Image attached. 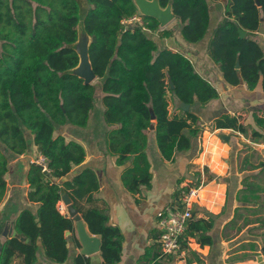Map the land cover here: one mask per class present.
I'll return each instance as SVG.
<instances>
[{
    "label": "trees",
    "instance_id": "1",
    "mask_svg": "<svg viewBox=\"0 0 264 264\" xmlns=\"http://www.w3.org/2000/svg\"><path fill=\"white\" fill-rule=\"evenodd\" d=\"M158 1L163 8L171 5L184 42L197 44L211 33L207 53L226 81L232 85L245 81L250 89L261 83L264 89V47L259 41L264 0H259L260 5L257 0H226L222 18L212 31V7L220 0ZM87 2L83 23L91 37L89 55L98 84L85 83L72 71L79 63L73 47L81 19L78 0H0V202L7 192L9 171V158L2 145L15 155L23 154L29 147L28 134L48 165V171H43L39 164H30L28 200L38 208H24L13 220L17 235L0 243V264H47L39 259L41 249L52 262H68L69 242L73 239L79 247L81 243L75 219L59 210L64 193L72 199L91 234L101 238L104 263L120 262V230L109 223L108 208L97 203L100 182L96 172L87 167L72 179L57 180L86 157L81 143L67 140L58 130L67 124L87 126L98 90L103 94L104 120L111 127L106 135L107 151L118 156L119 164L132 159L131 167L122 175L131 192L151 185L146 152L150 127L154 126L161 156L172 160L177 152L190 149L192 137L202 131L194 107L219 97L215 85L196 70L184 51L159 44V38L174 36L173 28L161 29L157 19L139 12L134 0ZM136 15L143 24H124V19ZM241 31H245L244 36ZM170 98L189 103L190 110L177 107L179 113L172 114ZM215 126L241 133L248 130L230 114L217 118ZM253 134L261 136L257 130ZM205 173L212 178L207 169ZM198 176L200 182L202 172ZM248 189L246 185L242 192ZM243 197L238 195L239 200ZM197 213L195 209L181 240L182 249H188V262L192 254L198 258L189 247L190 238L201 245L213 244L210 231L214 219L197 217ZM2 226L0 219V234ZM154 246L160 250V241ZM160 257L162 253L155 254L153 264H164ZM74 262L90 264L81 253Z\"/></svg>",
    "mask_w": 264,
    "mask_h": 264
},
{
    "label": "crops",
    "instance_id": "2",
    "mask_svg": "<svg viewBox=\"0 0 264 264\" xmlns=\"http://www.w3.org/2000/svg\"><path fill=\"white\" fill-rule=\"evenodd\" d=\"M219 18L222 16L213 17L212 14L211 31ZM210 34L197 44H188L179 35L178 40L179 47H183L196 70L215 85L219 97L204 106L194 107L200 116L202 131L192 137L190 149L177 152L172 160L161 156L154 129L148 131L146 152L152 173L149 187L143 185L138 191L131 192L125 186L122 175L131 167L132 159L119 164L118 156L107 151L106 135L111 127L104 120V106L100 113L104 130L99 123L93 127V109L88 126L82 127L87 132L81 130L82 134L78 137L66 136L61 132L67 140L81 143L86 150V157L80 165H74L66 177L57 180L62 182L72 179L87 167L96 172L100 182L96 193L97 203L108 208L109 223L119 228L122 238V257L117 264H153L154 255L161 253V248L159 250L154 246L159 240L156 237L160 235L158 219L161 213L179 197L180 187L189 184L190 180H198V172H202V169H207L212 178L205 173L207 178L194 210L198 211L197 217L214 219L215 224L210 231L213 244L201 245L194 238H190L189 247L198 254L200 261L192 254L193 259L188 262V252L183 257L162 255L158 260L164 264H264V89L261 83L250 89L245 81L232 85L225 80L218 65L207 53ZM259 41L264 47V34L259 33ZM96 79L99 82V77ZM170 99V112L179 113V101L173 105V99ZM225 114L237 116L248 127L247 133L228 127H216L215 120ZM258 118L262 122H258ZM255 130L261 136H255ZM33 148L39 153L34 144ZM24 154L20 155L23 157ZM28 158L29 156L28 164L24 165L22 172L8 171L6 174L7 192L0 202L2 231L5 225L13 224L22 209L38 208V204L28 200L30 187L27 172L35 157L30 160ZM19 179L24 185L22 195L14 192L17 189L15 186L21 184L18 183ZM245 184L249 189L242 192ZM238 195L244 196L243 200H239ZM62 202L58 204L59 210L66 213L60 209V205L64 206ZM4 238L6 237L1 232L0 243ZM69 245L70 259L62 264H75V257L81 253L82 247L73 239ZM152 247L154 248L151 253H146ZM85 256L90 264H105L101 250ZM39 259L47 264H61L47 259L43 249L39 251Z\"/></svg>",
    "mask_w": 264,
    "mask_h": 264
},
{
    "label": "water",
    "instance_id": "3",
    "mask_svg": "<svg viewBox=\"0 0 264 264\" xmlns=\"http://www.w3.org/2000/svg\"><path fill=\"white\" fill-rule=\"evenodd\" d=\"M257 3L258 5H260L259 0H257ZM135 4L138 7V10L141 11L140 13L157 19L162 28L165 27L172 19H176L171 5L163 8L159 4L158 0H139ZM212 10H215V8L212 7ZM224 20H226V18ZM80 24H82V26L78 29V40L73 44V47L76 49L79 55V63L72 71L73 73L84 79L85 83H92V81L95 80L98 76L93 70L89 55V46L91 42L90 35L84 28L83 19H80ZM259 33H264V26L260 27ZM241 35L244 36L245 31H241ZM237 67H240L239 62L237 63ZM172 87H174L173 83ZM178 106L185 111H189L191 108V105L189 103L183 101H179ZM153 118H155L154 115ZM153 128L154 126L150 127V129ZM6 177H8V175H6ZM62 201L66 206L67 215L73 217L76 221V232L82 246L81 253L85 255H92L99 252L101 250V238L97 235L91 234V232L87 229L82 215L73 205L72 199L70 198L68 193H64L62 195ZM66 233L68 235L70 234V231H67ZM2 235L4 237L16 236L17 231L13 229V224L5 225L2 231Z\"/></svg>",
    "mask_w": 264,
    "mask_h": 264
},
{
    "label": "built area",
    "instance_id": "4",
    "mask_svg": "<svg viewBox=\"0 0 264 264\" xmlns=\"http://www.w3.org/2000/svg\"><path fill=\"white\" fill-rule=\"evenodd\" d=\"M124 24L130 23L143 24L141 17L133 16L124 19ZM145 30L149 31L147 27ZM33 163H37L42 167L43 171H48L47 158L40 152L33 159ZM202 169L201 181L190 180L189 184L183 186L179 197L168 205L161 213L158 219V228L160 230V246L162 255H178L185 256L188 249H182V237L187 230L189 222L194 217V208L200 199V191L204 187L205 173ZM61 209V208H60Z\"/></svg>",
    "mask_w": 264,
    "mask_h": 264
},
{
    "label": "rangeland",
    "instance_id": "5",
    "mask_svg": "<svg viewBox=\"0 0 264 264\" xmlns=\"http://www.w3.org/2000/svg\"><path fill=\"white\" fill-rule=\"evenodd\" d=\"M80 5H81V20L83 19L84 17V14L86 13V11L89 9V4L87 2V0H78ZM139 0H134V2H138ZM225 5H226V0H221L220 2H217L213 5V7H215V10L212 11V14H213V17H221L222 16V13H223V10L225 8ZM139 12H141L139 10ZM215 14V16H214ZM217 14V15H216ZM220 19V18H219ZM217 19V20H219ZM82 24L79 23L78 25V29L81 28ZM161 29H164V28H173L174 31H175V34L172 38H169V39H161L159 38L158 41H159V44L161 46L163 45H166L168 47H173V49L175 50H182L183 51V47L180 45L179 47V38H178V35L180 36L179 34V26H178V22L176 19H172L165 27H161ZM264 34V33H262ZM152 36H155V35H152ZM173 39H176V40H173ZM98 80H93L92 83L93 84H98L97 82ZM96 97H97V103H96V106L94 108V111L92 112V115H91V123L94 125L93 127L95 128V126L98 125V123L100 124V126L103 128L104 130V124H103V120L100 116V113H101V109L103 107V103H102V94L101 92L98 90L96 92ZM173 101H171L174 104H176V101L174 98H172ZM171 100V99H170ZM88 126V125H87ZM86 126V127H87ZM86 129V128H85ZM85 129H83L82 127H77V126H74V125H65L63 127H60L59 128V132H62L64 134H66V136H70V135H75L78 137L81 136L82 132L81 130H84L85 132H87ZM27 137H28V141H29V147L28 149L26 150L24 156L22 157V155H15L13 154L12 152H9L5 149V147L2 145V148H3V151L7 154L8 158H9V172L10 173H17V171L19 172H22L23 169H24V165H27L28 162H27V157L29 156L28 160H30L31 158L33 159L34 157H36L39 153L33 148V144L31 142V136L27 134ZM256 146V145H255ZM256 147H260V146H256ZM262 148V147H260ZM264 149V148H263ZM249 158V156H248ZM204 173H205V170H203ZM207 178L206 176L204 177V179ZM198 179V178H196ZM63 180V179H61ZM195 180V179H194ZM18 183H21V184H18L16 185L15 187L17 188L16 190H14V192L16 193H19V195H22L23 191H24V185L22 184L23 182H21V179H19ZM17 184V183H16ZM13 195V194H12ZM63 203V202H62ZM64 205V203H63ZM60 208L61 210H63V212L66 211V206H61L60 205Z\"/></svg>",
    "mask_w": 264,
    "mask_h": 264
}]
</instances>
